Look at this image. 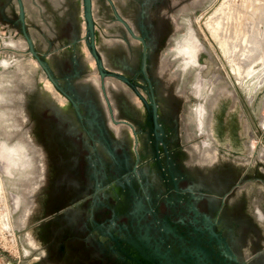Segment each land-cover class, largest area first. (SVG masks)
<instances>
[{
  "label": "flooded vegetation",
  "instance_id": "1",
  "mask_svg": "<svg viewBox=\"0 0 264 264\" xmlns=\"http://www.w3.org/2000/svg\"><path fill=\"white\" fill-rule=\"evenodd\" d=\"M13 3L0 0V36L6 38L0 57L31 60L23 37L31 31L33 52L47 72L39 70L67 104L55 111L34 99L36 90H22L21 98L9 92L20 128L12 139L31 154L30 172L44 200L23 264H217L212 255L222 242L233 257L226 264H264V143L216 59L204 57V50L190 61L182 50L190 30L209 48L199 22L214 0H91L106 72L132 82L143 101L110 77L100 92L92 59L86 72L75 62L57 69V56L68 54L60 30L78 28L83 0H41L32 12L38 27ZM155 154L189 178L180 187L200 194L197 210L212 221L194 232L188 217L171 216L170 227L177 226L183 240L209 233L207 240L218 242L211 259H202L201 250L179 255L169 240L162 256L157 240L138 233L147 221L131 202L130 190H137L131 170L141 168L135 162L141 156L152 167Z\"/></svg>",
  "mask_w": 264,
  "mask_h": 264
},
{
  "label": "water",
  "instance_id": "2",
  "mask_svg": "<svg viewBox=\"0 0 264 264\" xmlns=\"http://www.w3.org/2000/svg\"><path fill=\"white\" fill-rule=\"evenodd\" d=\"M40 1L41 0H33V2L32 0H14L13 6L20 10L21 15L23 9L29 11L31 15L28 16V21L32 23L33 26L38 27L40 25L39 20L37 17H32V12L33 6H35V8L40 7ZM50 6V8H52L51 4ZM83 8L84 13L77 21L78 28L67 27L60 30L61 33L59 36H62L63 43L65 41L67 42L65 50L68 51V54L63 55L61 53V55L57 56L59 59L57 69L61 70L66 66L71 67V64L75 62L76 66L80 65L82 70L86 72L88 67L87 63L92 59L100 78V92L104 93L103 79L105 77H110L114 80L121 81L143 101L132 82L119 75L106 72L103 66L102 54L95 42V18L91 11V0H83ZM100 28L101 26H99V29ZM195 33L197 34V32ZM23 37L29 45L30 53L33 54V57H29L31 60L11 62L10 60L4 59L2 55L0 57V144H2L9 153V155L5 157V161L8 163L6 169L2 170L0 164V184L4 192L9 214V223L15 237L20 257V262L18 264H23V262H25L26 256L30 254L29 250L31 244L35 242L30 236L29 230L34 225L42 222L44 215V200L42 197L38 196L40 185L37 183L36 179L32 177L30 172L32 168V163L30 162L31 154L27 152L26 147L22 143L12 139L20 128L15 124L16 119L12 116L15 111L10 107L13 105V98L15 96L10 95L9 92L15 90L19 93V97L21 98L23 96L22 90L33 93H35L34 91L36 90L35 97L32 96L36 101L48 105L55 111L60 112H63L67 107L66 102L60 95L53 91L52 86L47 82V78L39 70V65L44 71H46L47 68L45 67V63H42L35 52H33V47L37 46L36 36L30 31V34L24 33ZM69 39H71L70 43L67 41ZM5 40V37L0 36V50L4 48ZM198 41L200 43V40ZM206 50L208 51L207 47H205V51ZM41 57L49 58L50 56L41 54ZM52 57H55V55H52ZM204 57H208V54H204ZM218 72L222 74L224 82H227L231 86L221 67H218ZM17 75L19 77L18 80H16ZM52 85H55V83H52ZM115 88L117 89V87ZM150 89L153 94L155 91L152 88ZM145 105V107L148 108L147 104ZM28 145L33 153L34 146L31 140L28 141ZM139 160L141 162L139 171L142 187H144L149 194V206L150 201L153 202L154 209L148 207L149 209L147 211L144 209L145 211L143 210V213V208L141 206H135L136 213L139 214V219L145 222L147 221V224H144L146 227H141V231L138 229V233L141 234V232H143V236H148L151 240L153 239V242L157 240V242H155V249L162 256L169 253V249L167 248V240H169L173 243L179 255L188 257L201 250L202 259L205 260L210 258L214 250L213 246L215 245L216 247L218 242L212 240L208 241L207 238L209 237V233L207 236H186L187 240H183V237L180 236L179 228L177 226L170 227L171 216L180 218L184 215L189 219L187 225L190 226V229L194 232L200 231V226L206 229L211 228V219L201 215L197 210V202L200 200V194L198 192L195 194L190 186L184 188L180 187L184 182L189 183V178L178 172L171 160H164L163 164H161L162 160L159 159L157 154L152 158V167H149L150 161L146 160V156H141L139 159L136 158L135 162L138 163ZM152 169L153 172L151 171ZM170 193H173V196ZM133 197L134 195H132L131 200L134 199ZM135 204L136 203H133V205ZM156 216H158V218ZM209 232L211 231L209 230ZM213 233L214 231L212 234ZM217 249L212 255L217 259V264H226L225 260L233 258L230 247L225 242L219 243Z\"/></svg>",
  "mask_w": 264,
  "mask_h": 264
},
{
  "label": "rangeland",
  "instance_id": "3",
  "mask_svg": "<svg viewBox=\"0 0 264 264\" xmlns=\"http://www.w3.org/2000/svg\"><path fill=\"white\" fill-rule=\"evenodd\" d=\"M227 1H230V4L232 5L236 3L232 2L231 0ZM227 1L214 0V3L208 8L207 14H204L203 19L199 22L200 30L209 46L208 51L206 50V52L209 56H212L213 59H216L230 84L234 86V88L239 93L244 106L255 122V127L260 136V139L264 143V83H262V79L259 80V75H261L260 73L262 68L256 64L252 76H249L247 64L243 63L242 67L240 68L237 64V60L232 56V53L225 50V52H223L222 48L216 41V38H220L221 36L215 34L214 23L217 19L220 21L221 18L225 16V13L229 10V8L235 7L231 5L228 6L229 3L226 5ZM192 33L195 36L194 32ZM262 35L263 34L260 33V36ZM201 49V51L205 50L203 45H201ZM251 49L254 50L252 53L254 56H252V58H254L253 62L258 61L257 55L258 57L263 56L262 58H264L263 53H258L262 50H259V44L257 47L252 46ZM246 57L247 53H244V58ZM235 64H237L239 68L238 70H236ZM6 155H9L8 150L2 144H0V164L2 170H5L8 164L5 161ZM131 172V177L133 179L132 181L135 182L137 186V190L134 191L133 188H131L130 190V194L134 195V199L131 200V202L132 204L136 203L135 206H141L143 208V211L145 208L149 207L148 193L145 188L142 187L143 185L139 178V170L137 172L134 171V164ZM0 189V264H17L19 253L16 246L15 237L12 233L11 227L8 225L9 214L7 211V205L5 202V196L1 188V184ZM128 202H130V199L128 200ZM3 220L4 222H2ZM1 224L3 225L1 226Z\"/></svg>",
  "mask_w": 264,
  "mask_h": 264
},
{
  "label": "bare ground",
  "instance_id": "4",
  "mask_svg": "<svg viewBox=\"0 0 264 264\" xmlns=\"http://www.w3.org/2000/svg\"><path fill=\"white\" fill-rule=\"evenodd\" d=\"M231 1L236 3L232 5L230 1H227L226 5L229 3L228 6L231 5L235 7L229 8L225 16L222 17L220 21L217 19L214 23L215 34L221 36L220 38H216V41L223 52L227 51L232 53V56L237 60V64L240 68L243 63L247 64L249 76H252L256 64L259 65L262 68L259 80L262 79V83H264V58H262L263 56L258 57L257 55L258 61L253 62L254 58H252V53L254 50L251 49L252 46L257 47L259 44V50H262L258 53H263L264 55V1ZM192 32L191 30L188 32L182 45L184 55L187 57V60L190 61L202 50L201 44ZM260 33L263 35L260 36ZM244 53H247L246 58H244ZM237 64H235L236 70L239 69ZM2 222H4V220ZM3 224H1V226Z\"/></svg>",
  "mask_w": 264,
  "mask_h": 264
},
{
  "label": "crops",
  "instance_id": "5",
  "mask_svg": "<svg viewBox=\"0 0 264 264\" xmlns=\"http://www.w3.org/2000/svg\"><path fill=\"white\" fill-rule=\"evenodd\" d=\"M10 226V223L8 224ZM11 227V226H10Z\"/></svg>",
  "mask_w": 264,
  "mask_h": 264
}]
</instances>
